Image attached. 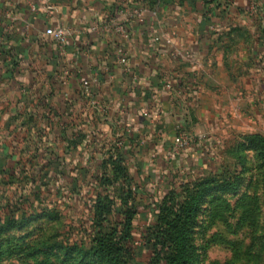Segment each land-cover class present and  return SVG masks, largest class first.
<instances>
[{
  "label": "crops",
  "instance_id": "1",
  "mask_svg": "<svg viewBox=\"0 0 264 264\" xmlns=\"http://www.w3.org/2000/svg\"><path fill=\"white\" fill-rule=\"evenodd\" d=\"M59 27L63 44L47 32ZM0 79L53 135L52 173L99 184L122 159L149 212L204 172L201 144L179 145L187 96L264 107V0H0Z\"/></svg>",
  "mask_w": 264,
  "mask_h": 264
},
{
  "label": "rangeland",
  "instance_id": "2",
  "mask_svg": "<svg viewBox=\"0 0 264 264\" xmlns=\"http://www.w3.org/2000/svg\"><path fill=\"white\" fill-rule=\"evenodd\" d=\"M15 98L0 79V221L23 220L21 227L4 230L5 236H26L23 248L29 244L42 261L65 252L53 248L56 243L88 239L97 184L73 186L51 172L40 154L55 144L54 137L40 135L38 117ZM244 98L236 94L237 100ZM188 102L179 131L189 143L182 148L201 144L206 162L197 179L215 186L201 201L193 227L195 264H264V107L259 99L253 106L233 107L226 89L190 94ZM153 217L154 210L140 208L135 221L139 264L148 261L144 233Z\"/></svg>",
  "mask_w": 264,
  "mask_h": 264
},
{
  "label": "trees",
  "instance_id": "3",
  "mask_svg": "<svg viewBox=\"0 0 264 264\" xmlns=\"http://www.w3.org/2000/svg\"><path fill=\"white\" fill-rule=\"evenodd\" d=\"M256 137L250 138L254 144ZM197 177L173 186L157 201L153 222L144 233L146 264H195L193 227L201 201L215 187L209 180L198 181ZM96 179L97 196L91 204L94 229L88 239L68 246L56 243L52 247L65 252L61 256L57 252L52 255L56 260L46 256L39 261L38 251H32L29 244L23 248L26 236L16 240L8 234L5 236L4 230L21 227L23 220H3L0 221V264H23L26 257L33 258L31 264H101L102 261L139 264L142 253L133 243V229L140 213V191L129 184L130 176L122 159L104 162ZM15 259L17 263L13 262Z\"/></svg>",
  "mask_w": 264,
  "mask_h": 264
},
{
  "label": "built area",
  "instance_id": "4",
  "mask_svg": "<svg viewBox=\"0 0 264 264\" xmlns=\"http://www.w3.org/2000/svg\"><path fill=\"white\" fill-rule=\"evenodd\" d=\"M47 32L49 34H51L56 41L60 42V43H65L69 34H70V30L68 28L65 27H59V28H48ZM85 90V95L89 98V101L91 102V104L93 105H98V100L97 98L94 96L92 90L90 89L89 86H86L84 88ZM189 143V140L183 136L180 137V141H179V145L181 147H184L185 145H187Z\"/></svg>",
  "mask_w": 264,
  "mask_h": 264
}]
</instances>
